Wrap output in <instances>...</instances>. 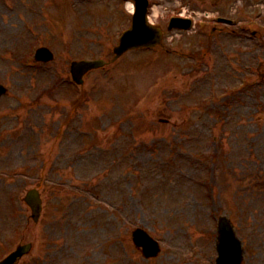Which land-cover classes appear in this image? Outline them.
Segmentation results:
<instances>
[{"label":"rangeland","instance_id":"rangeland-1","mask_svg":"<svg viewBox=\"0 0 264 264\" xmlns=\"http://www.w3.org/2000/svg\"><path fill=\"white\" fill-rule=\"evenodd\" d=\"M152 2L155 24L181 5L200 17L196 28L166 31L154 50L129 51L77 87L70 61L110 59L128 4L0 0V68L27 49L30 64L38 46L54 53L36 69L0 71L8 88L0 99V259L31 241L17 264H213L216 219L226 213L243 242L242 264H264V31L234 32L264 17V0ZM214 16L236 24L201 36ZM220 89L229 90L226 100ZM68 113L56 139L50 131ZM101 149L112 154L98 156ZM33 187L44 205L37 224L22 201ZM136 227L159 240L156 258L134 249Z\"/></svg>","mask_w":264,"mask_h":264},{"label":"water","instance_id":"water-1","mask_svg":"<svg viewBox=\"0 0 264 264\" xmlns=\"http://www.w3.org/2000/svg\"><path fill=\"white\" fill-rule=\"evenodd\" d=\"M142 26H143L144 29H145V27H147L146 28L147 31L151 29L150 27H148L145 24H143ZM139 34L140 35L143 34V29H141V31L138 32V35ZM130 35H132V33H130ZM124 41L125 42L121 45V47L119 49H116L117 54H120L126 47H131V45H136L137 46V45L143 44L145 42V39L139 38V36H133L132 35L131 38H130V36L126 37V39ZM92 63L93 62H80V63H76L75 66L78 67V68H80L81 71H84V70L92 67L93 65L97 64V63H93V64ZM34 195L37 196V194H36L35 191L29 192L28 197H27V202H29L33 206V208L35 209L36 208V205L39 203V201L38 200H35L36 198H35ZM35 211L36 212L38 211V207H37V209H35ZM221 229H222V233H227L228 232L225 226H222ZM138 237H139V241L145 240V237H144L143 234H139ZM23 249L24 248H19L16 253H14L11 257L8 258V260L6 262H4L2 264H10L13 261L15 255L16 254L19 255V253ZM236 249H237V247H234V248H232V251L233 252H236ZM236 260L238 261L239 259L236 258Z\"/></svg>","mask_w":264,"mask_h":264},{"label":"bare ground","instance_id":"bare-ground-1","mask_svg":"<svg viewBox=\"0 0 264 264\" xmlns=\"http://www.w3.org/2000/svg\"><path fill=\"white\" fill-rule=\"evenodd\" d=\"M133 7L129 5V10H131Z\"/></svg>","mask_w":264,"mask_h":264}]
</instances>
